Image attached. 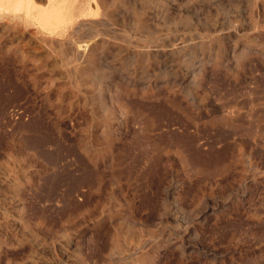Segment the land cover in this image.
Masks as SVG:
<instances>
[{
	"label": "rangeland",
	"instance_id": "obj_1",
	"mask_svg": "<svg viewBox=\"0 0 264 264\" xmlns=\"http://www.w3.org/2000/svg\"><path fill=\"white\" fill-rule=\"evenodd\" d=\"M57 1L0 0V264H264V0Z\"/></svg>",
	"mask_w": 264,
	"mask_h": 264
},
{
	"label": "bare ground",
	"instance_id": "obj_2",
	"mask_svg": "<svg viewBox=\"0 0 264 264\" xmlns=\"http://www.w3.org/2000/svg\"><path fill=\"white\" fill-rule=\"evenodd\" d=\"M6 1V0H5ZM8 2H10L9 4H11V3H13V5H14V9H15V7L16 8H19V7H21V8H24L23 10L26 12V18L28 19V18H30V20H31V18H35V17H43L44 18V21H48V22H50V18H52V17H55V18H58V16L60 15V13H61V11L62 10H65L64 11V14H65V16L67 15V16H69V15H72L73 13H74V10H75V7L74 6H71V3L70 4H68V3H66V2H62V3H58V1L57 0H47V7H44V8H41V7H38V6H40L39 4H38V6L36 5V3H35V1L34 0H7ZM68 1V0H67ZM70 1H72V0H70ZM82 1V0H81ZM1 2H3V1H1ZM69 2V1H68ZM87 2V1H86ZM86 2H85V5H86ZM93 2H94V0H93ZM4 3V2H3ZM3 3H2V5H3ZM6 3V2H5ZM75 3V2H74ZM73 3V4H74ZM95 3V2H94ZM81 4H83V3H81ZM81 4L79 5V6H76V12L77 11H83V9L85 8L84 6H81ZM12 5V4H11ZM10 5V7H13V6H11ZM88 5V4H87ZM86 5V7H88ZM92 6V5H91ZM6 7V6H5ZM10 7H8V8H10ZM84 7V8H83ZM89 7H90V5H89ZM1 8V7H0ZM8 8H6V9H8ZM1 10L2 9H0V12H1ZM5 10V9H4ZM88 10V9H87ZM94 10H95V8H94ZM12 11V13L13 12H15L14 10H11ZM17 11V10H16ZM22 10H20L19 12H21ZM10 12V11H9ZM18 12V14H21V13H19ZM78 12V13H79ZM95 12V11H94ZM4 13H7V12H4ZM81 13H83V12H81ZM80 13V14H81ZM84 13H85V11H84ZM9 14V13H8ZM15 14V13H14ZM13 14V15H14ZM94 14H96V13H94ZM1 15V14H0ZM75 15V14H74ZM79 15V14H78ZM81 15H83V14H81ZM85 16V15H84ZM83 16V17H84ZM92 16V15H91ZM90 16V17H91ZM3 17V16H2ZM9 17V16H8ZM20 17V16H19ZM72 17H75V16H72ZM79 17H81V16H79ZM18 18V17H17ZM76 18V17H75ZM89 18V17H88ZM8 19V18H7ZM10 19V18H9ZM20 19V18H19ZM27 19H25V20H27ZM71 19H74V18H71ZM94 19V18H93ZM12 21H13V18L11 19ZM35 20H36V18H35ZM52 20V19H51ZM29 21V20H28ZM68 21V20H67ZM66 21V22H67ZM10 22V21H9ZM20 22V21H19ZM26 22V21H25ZM69 22V21H68ZM72 22V21H71ZM13 23V22H12ZM28 23V22H27ZM38 24H39V21H38ZM63 25H64V23H63ZM69 25V24H68ZM6 26V25H5ZM28 26V25H27ZM26 26V27H27ZM34 26V25H33ZM37 26V25H36ZM42 26V25H41ZM54 26V25H53ZM65 26V25H64ZM40 27V26H39ZM61 27V26H60ZM71 27H72V25H71ZM22 28H23V26H22ZM54 28H56V27H54ZM67 28V27H66ZM29 29V28H28ZM41 29V28H40ZM45 29V28H44ZM51 29H52V27H51ZM61 29V28H60ZM64 29V28H63ZM68 29V28H67ZM66 29V30H67ZM43 30V29H42ZM46 30V29H45ZM33 31V30H32ZM46 32H49L48 30L46 31ZM52 32V31H51ZM63 32H65V31H63ZM67 32V31H66ZM50 33V32H49ZM55 33V32H54ZM53 33V34H54ZM28 34V33H27ZM26 34V35H27ZM66 34V33H65ZM21 35V34H20ZM55 35V34H54ZM68 35H70V34H68ZM23 36V35H22ZM66 36H67V34H66ZM29 39V38H28ZM15 40V39H14ZM21 40V39H20ZM26 40V39H25ZM24 40V41H25ZM6 42V41H5ZM11 43V42H10ZM10 43H8L9 45H10ZM6 44H7V42H6ZM5 46V45H4ZM89 49V48H88ZM91 49H92V45H91ZM4 50H5V48H4ZM83 55V54H82ZM88 55H90V54H88Z\"/></svg>",
	"mask_w": 264,
	"mask_h": 264
}]
</instances>
